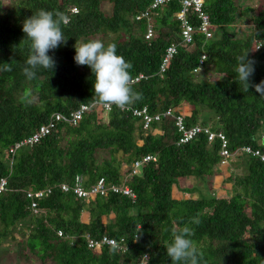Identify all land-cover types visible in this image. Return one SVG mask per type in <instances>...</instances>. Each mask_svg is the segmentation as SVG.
Here are the masks:
<instances>
[{"label": "trees", "instance_id": "1", "mask_svg": "<svg viewBox=\"0 0 264 264\" xmlns=\"http://www.w3.org/2000/svg\"><path fill=\"white\" fill-rule=\"evenodd\" d=\"M104 1L0 0V67L13 60L11 72L0 71V178L8 181L0 194V245L16 234L24 237L16 244L22 264H172L166 246L173 228L199 214L201 223L191 225L192 239L206 264H264V162L241 151L245 146L262 149L264 95L254 85L264 81V5L205 0L212 36L196 29L193 42L178 45L161 75L166 49L180 41L181 22L174 16L182 7L179 0L156 10L157 35L151 41L145 39L147 22L135 17L154 0H109V13ZM73 6L78 13H71ZM40 9L66 15L62 30L67 41L48 53L56 61L54 70L38 68L36 78L28 80L22 70L31 42L22 26ZM187 18L199 26L196 13L188 12ZM241 22L249 27L245 38L228 30ZM109 34L114 37L106 44L115 43L117 54L132 64L133 79L145 76L133 83L143 99L131 108L147 107L162 119L144 130L132 110L113 106L105 118L103 108L96 107L77 125L60 123L37 144L11 153L15 143L34 134L53 114L69 116L96 100L94 75L88 66L75 63V45ZM247 52L256 61L248 91L235 72L237 57ZM202 55V71L219 80L196 79ZM25 90L35 97L30 106L21 100ZM170 108L175 115L163 116ZM181 114L186 126H211L228 139L226 167L231 171L214 190L208 188L222 162L221 145L218 140L209 143L203 134L180 144L175 116ZM147 155L156 161L131 175L134 162ZM77 175L86 178V186L100 178L108 185L124 183L136 197L110 192L77 198L61 189L64 183L73 186ZM126 176L130 178L123 182ZM189 178L197 179L192 187L183 184ZM48 189L51 193L37 200L34 213L27 193ZM87 236H108L119 243L118 250L113 253L110 245L91 249Z\"/></svg>", "mask_w": 264, "mask_h": 264}, {"label": "clouds", "instance_id": "2", "mask_svg": "<svg viewBox=\"0 0 264 264\" xmlns=\"http://www.w3.org/2000/svg\"><path fill=\"white\" fill-rule=\"evenodd\" d=\"M68 22L66 15L59 11L38 10L25 19L22 31L30 43V54L23 68V74L28 80L36 78L38 68L54 70L56 61L48 53L66 43L62 25ZM258 49V48H257ZM249 52L237 57L235 68L236 79L248 91L251 78L255 73L254 59ZM74 61L78 66H88L94 75V97L96 102L105 106H115L125 110L143 99L142 92L133 86L130 69L133 67L122 55L117 54L115 43L105 44L99 39L81 42L75 45ZM12 63H3L0 71L11 72ZM200 72V71H199ZM257 92L264 95V81L254 85ZM25 106L34 103L35 97L30 90H25L22 97ZM199 214L190 219L183 227L172 230V240L166 246V254L172 264H206L204 252L192 239L195 229L191 225H199ZM117 247L112 248L115 253Z\"/></svg>", "mask_w": 264, "mask_h": 264}, {"label": "built area", "instance_id": "3", "mask_svg": "<svg viewBox=\"0 0 264 264\" xmlns=\"http://www.w3.org/2000/svg\"><path fill=\"white\" fill-rule=\"evenodd\" d=\"M172 0H154L152 4L147 8L146 11L142 12L141 14L135 17L136 20H145L147 22V32L145 34L146 40H153L154 37L157 35L156 25H155V16L156 10L163 9L168 3ZM182 7L179 12H176L174 16L181 22V33H180V41L179 44H171L167 49L164 55L162 64L160 66V74L163 75L168 67V64L173 58V56L178 51V45H190L193 42L194 34L197 31L206 35L207 38L212 36V32L210 31L211 22H210V15L206 12L205 8V0H179ZM71 13H78V8L73 6L71 9ZM193 11L197 14V17L200 20V24L198 27H195L189 19L187 18L188 12ZM261 44L256 45L257 48H260ZM206 60V55H202L201 60L199 62L198 67L194 70V72H199L202 70L204 61ZM145 78L143 74H140L138 77L133 79V83L138 82L140 79ZM102 107L104 112H109L113 106H105L103 104L97 103L96 100L91 104H83L80 108L74 112H72L69 116L64 115L62 113H55L52 115L50 120L47 124L42 125L34 134L30 137L23 139L20 142L14 144L11 147L10 152L13 153L19 148L29 145L33 146L40 142L44 137L49 135L60 123H67L71 125H77L84 117V115L93 108ZM125 110H132L133 115L136 117L141 118L143 122L144 130H147L155 121H159L162 119V116L151 115L148 112L147 107H143L141 109H134L128 108ZM176 110L174 108H170L167 110L163 116H174ZM175 125L179 132V140L180 144H185L199 135L207 136L209 143H214L216 140L219 141L221 145L220 154L222 157V162L220 166L228 165L229 158L231 157V153L228 148V139L222 132L215 131L211 126H204L199 124L193 125L188 127L185 125V117L184 115H176L175 116ZM260 145L261 148H253L251 146H245L242 148V153L244 155H249L252 157L259 158L262 162H264V130L261 134L260 138ZM150 161H156V156L154 155H147L140 160L134 162L132 166V173L131 175L136 174L139 169L145 164ZM226 167V166H225ZM86 178L83 175H77L75 177V182L73 186H70L67 183L61 185V189L65 192L73 191V193L77 196V198H81L84 200H89L91 197L95 195L106 197L110 192L115 194H123L132 197L135 199L136 195L133 190L126 186V184H111L108 185L105 178H100L96 181L95 184L86 186L85 184ZM8 186V181L6 178H0V194L6 191ZM46 193H51V189L46 191H36V192H28L27 196L31 199L30 208L34 213H38V199H41ZM59 236H62V231L58 232ZM88 239V246L91 249H100L103 245H110L113 247H119V243L116 240L109 238L108 236H103L101 240H96L87 236Z\"/></svg>", "mask_w": 264, "mask_h": 264}, {"label": "rangeland", "instance_id": "4", "mask_svg": "<svg viewBox=\"0 0 264 264\" xmlns=\"http://www.w3.org/2000/svg\"><path fill=\"white\" fill-rule=\"evenodd\" d=\"M14 3V0H9V2ZM241 2L242 5L247 6L249 4L253 5L254 7H261L262 5H264V0H239ZM8 4V1H6V5ZM103 9L105 11H107L108 13L111 10V3L109 0H105L103 3ZM243 24V25H242ZM245 22H241L240 25H234L228 28L229 31H233L235 33H237L239 38H245L248 35V28L247 26H245ZM214 31H217V29L215 28ZM114 34H109V35H98L95 36L93 39H99L105 42V44L110 41L111 39H113ZM92 39V40H93ZM81 42H84V40H81ZM79 43V44H80ZM254 51H256V48H253ZM196 79L198 81L205 79V80H211V81H217L219 80V77L215 74H213L211 71H206V70H201L200 72L197 73L196 75ZM186 105V104H185ZM185 105H183L181 108L182 110H185ZM105 118L107 116L106 112H104ZM209 115L210 114H206ZM225 166L227 165H223V166H219V170L218 173L216 174V176H214V180H213V186H211L210 188H208L207 186H205L208 189H212L214 190L215 188H218L220 186V184L222 183V181L224 180V178L227 176L228 172L231 171L230 169H227L228 167L225 168ZM127 168V167H126ZM234 172H236L237 174H240L242 172L241 168H234ZM140 171V170H139ZM130 177L126 176L123 179L124 180H128ZM197 179L196 178H189L185 181H183V184L188 186V187H192L194 184H196ZM175 195H177V192L175 190L174 192ZM222 194H226V193H222ZM197 193L194 194V196H196ZM186 196V195H185ZM16 238L15 239H10L7 238L5 241L2 242V244L0 245V264H22V262L19 261L18 259V251H17V242L18 241H22L24 240V237L19 236L18 234L15 235Z\"/></svg>", "mask_w": 264, "mask_h": 264}]
</instances>
